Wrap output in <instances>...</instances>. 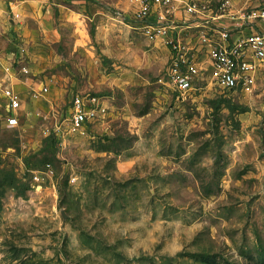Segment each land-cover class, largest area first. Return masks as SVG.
Wrapping results in <instances>:
<instances>
[{
    "label": "rangeland",
    "instance_id": "rangeland-1",
    "mask_svg": "<svg viewBox=\"0 0 264 264\" xmlns=\"http://www.w3.org/2000/svg\"><path fill=\"white\" fill-rule=\"evenodd\" d=\"M138 8L0 0V264H264V67L182 95Z\"/></svg>",
    "mask_w": 264,
    "mask_h": 264
},
{
    "label": "built area",
    "instance_id": "built-area-1",
    "mask_svg": "<svg viewBox=\"0 0 264 264\" xmlns=\"http://www.w3.org/2000/svg\"><path fill=\"white\" fill-rule=\"evenodd\" d=\"M136 19L143 32L171 50L169 74L183 94L194 82L209 77L220 88L249 87L253 74L264 67V0H137ZM237 4L240 6L238 7ZM1 32V31H0ZM3 51L0 33V54ZM205 54L207 60H201ZM7 121L15 125L21 100L6 80L0 84ZM91 113L80 96L73 98L71 126L80 129Z\"/></svg>",
    "mask_w": 264,
    "mask_h": 264
}]
</instances>
